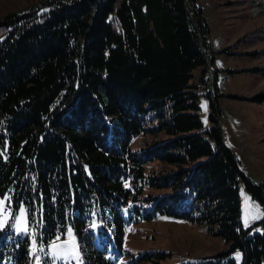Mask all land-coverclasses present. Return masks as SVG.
<instances>
[{"label": "trees", "instance_id": "1", "mask_svg": "<svg viewBox=\"0 0 264 264\" xmlns=\"http://www.w3.org/2000/svg\"><path fill=\"white\" fill-rule=\"evenodd\" d=\"M186 2L45 0L1 17L0 198L23 206L35 241L69 227L83 264H113L106 245L122 250L121 209L147 203L143 218L187 220L223 240L199 264H264V215L255 232L239 220V183L264 214L261 188L225 149L213 103L206 127L197 114L209 29ZM250 101L264 105V91ZM139 135L163 137L131 150ZM151 163L163 169L145 172ZM25 244L13 264L28 263Z\"/></svg>", "mask_w": 264, "mask_h": 264}, {"label": "rangeland", "instance_id": "2", "mask_svg": "<svg viewBox=\"0 0 264 264\" xmlns=\"http://www.w3.org/2000/svg\"><path fill=\"white\" fill-rule=\"evenodd\" d=\"M42 1L45 0H0V19L6 13H21ZM196 2L209 29L204 83L196 88L197 114L206 127L211 111L209 102L213 103L214 109L217 108L215 116L222 142L237 160L238 171L244 180L264 192V105L250 101L253 95L264 91V0ZM197 73L196 70L193 72L194 77ZM213 77L215 91L212 89ZM161 137L136 136L130 141V149L137 151L143 143L158 141ZM149 169L155 172L163 167L158 163L146 164L144 171ZM161 192L144 187L142 195ZM238 194L240 223L243 227H252L262 217L261 206L244 190L242 181ZM253 204L258 205V209L251 207ZM138 207V213L125 207L121 209L125 223L122 250L111 249L110 243L106 245V254L113 264H199L203 257L226 248L221 238L208 234L201 225L159 214L146 219L143 217L150 212V205L144 203ZM3 208L8 223L0 230V264H13L24 240L27 264H78L75 259L52 256L53 244L63 246L65 253L73 241L78 246L69 227L45 244L37 242L35 233L27 225L23 206L13 211L5 200ZM21 218L25 221L22 226L28 228L26 233L18 232L14 226ZM255 231H259L258 226L252 227V232ZM154 252L164 253L165 257L161 260L139 258L144 253ZM79 254L82 260L80 250ZM230 257L236 263L240 262L238 250L232 251Z\"/></svg>", "mask_w": 264, "mask_h": 264}, {"label": "snow or ice", "instance_id": "3", "mask_svg": "<svg viewBox=\"0 0 264 264\" xmlns=\"http://www.w3.org/2000/svg\"><path fill=\"white\" fill-rule=\"evenodd\" d=\"M10 201V197L7 198ZM5 203L4 199H0V230L5 228V225L8 223V217L4 216V208L3 205ZM251 207L257 208L258 209V205H251ZM264 215V214H262ZM25 221L23 218L21 219H17L15 221V227L17 229L18 232H28V228L26 226H22L24 225ZM52 256L55 257L56 259H75L78 261V264H83L82 260H80V254H79V249L78 246L75 244V242L73 241L72 244L69 246V250L67 253H65L64 251H62L63 246L61 245H57V244H53L52 246ZM33 255H35V247L33 248Z\"/></svg>", "mask_w": 264, "mask_h": 264}, {"label": "water", "instance_id": "4", "mask_svg": "<svg viewBox=\"0 0 264 264\" xmlns=\"http://www.w3.org/2000/svg\"><path fill=\"white\" fill-rule=\"evenodd\" d=\"M184 9L187 11V2H186V0H184ZM195 31H196V29H195ZM197 32V31H196ZM197 34H198V32H197ZM199 35V34H198ZM204 59H205V61L207 60V56H206V54H204ZM210 76L208 75V78H209ZM224 145V144H223ZM225 147V146H224ZM225 149H227L229 152H230V154L234 157V155H233V153L227 148V147H225ZM260 188V187H259ZM261 193H262V195H263V197H264V192H263V190L261 189Z\"/></svg>", "mask_w": 264, "mask_h": 264}]
</instances>
